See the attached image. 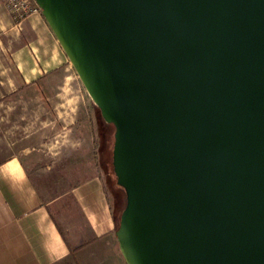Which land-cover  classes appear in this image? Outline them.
<instances>
[{
    "label": "water",
    "instance_id": "water-1",
    "mask_svg": "<svg viewBox=\"0 0 264 264\" xmlns=\"http://www.w3.org/2000/svg\"><path fill=\"white\" fill-rule=\"evenodd\" d=\"M102 117L127 264H264V0H36Z\"/></svg>",
    "mask_w": 264,
    "mask_h": 264
},
{
    "label": "crops",
    "instance_id": "crops-1",
    "mask_svg": "<svg viewBox=\"0 0 264 264\" xmlns=\"http://www.w3.org/2000/svg\"><path fill=\"white\" fill-rule=\"evenodd\" d=\"M46 21L40 12L17 22L0 0V122L21 108L27 142L40 115L43 132L59 133L48 148L86 157L77 172L88 175L44 200L28 168L34 147L0 143V264H127L106 179L94 166L103 155L94 142L98 107Z\"/></svg>",
    "mask_w": 264,
    "mask_h": 264
},
{
    "label": "rangeland",
    "instance_id": "rangeland-1",
    "mask_svg": "<svg viewBox=\"0 0 264 264\" xmlns=\"http://www.w3.org/2000/svg\"><path fill=\"white\" fill-rule=\"evenodd\" d=\"M20 111L21 108H15V114L12 113L8 118L1 120L0 136L2 139L0 140V143L1 145L16 143L18 146L28 144L30 148L34 147L31 152L33 157L29 162L28 167L30 175L37 185L39 192H41L43 199L52 200L55 197L68 192L75 184L82 180V177L88 175L87 172H77L78 168L82 167V162L86 157L84 158L71 148L59 153H55L51 148H48V145L51 144L52 138L55 139L59 133L53 132L52 136L49 132H43L46 126L42 122L39 115L40 113L38 114V132H34L32 139L25 142V135L29 134V130L26 131L23 128H20L22 121L25 119ZM99 120L101 131L104 129L107 130L109 137L108 146L103 150L102 159L98 154L94 166L105 177L112 202L111 205H113V209L115 211L117 210V213H119L118 215H120L124 207L126 194L123 188L118 187L116 176L114 174L112 151L115 127L112 123L106 122L103 117H100ZM98 134L99 132L96 134L94 140L96 146H99L102 142L101 135ZM103 164L105 166H103ZM119 196L122 197V200L118 199Z\"/></svg>",
    "mask_w": 264,
    "mask_h": 264
},
{
    "label": "built area",
    "instance_id": "built-area-1",
    "mask_svg": "<svg viewBox=\"0 0 264 264\" xmlns=\"http://www.w3.org/2000/svg\"><path fill=\"white\" fill-rule=\"evenodd\" d=\"M11 10L17 22L25 20L34 13L42 12L36 0H2Z\"/></svg>",
    "mask_w": 264,
    "mask_h": 264
},
{
    "label": "trees",
    "instance_id": "trees-1",
    "mask_svg": "<svg viewBox=\"0 0 264 264\" xmlns=\"http://www.w3.org/2000/svg\"><path fill=\"white\" fill-rule=\"evenodd\" d=\"M98 113H99V117H102V114H101V111H100V109L98 108ZM113 124V123H112ZM114 125V124H113ZM115 127V126H114ZM101 139H102V142H101V150L103 151L104 149H106V147L108 146V133H107V130H102L101 131ZM114 142H115V132H114ZM113 147H114V143H113ZM103 166H105L104 164H103ZM114 174H115V176H116V182H117V185H118V187H121V188H123L124 189V191H125V188L123 187V186H121L119 183H118V180H117V175H116V173H115V171H114ZM125 194H126V196H125V199H124V207H123V209L125 208V206H126V204H127V193H126V191H125ZM118 199H121L122 200V197L121 196H119L118 197ZM123 209H122V211H123ZM115 211V210H114ZM122 213V212H121ZM115 214H116V220H117V223H118V226H119V221H120V216H121V214L120 215H118L119 213H117V210L115 211Z\"/></svg>",
    "mask_w": 264,
    "mask_h": 264
}]
</instances>
